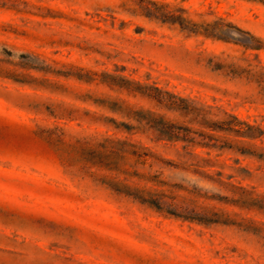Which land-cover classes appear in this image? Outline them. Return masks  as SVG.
Segmentation results:
<instances>
[{
  "label": "rangeland",
  "instance_id": "374dc122",
  "mask_svg": "<svg viewBox=\"0 0 264 264\" xmlns=\"http://www.w3.org/2000/svg\"><path fill=\"white\" fill-rule=\"evenodd\" d=\"M153 1L196 22L221 17L254 39L233 28L230 41L188 34L147 16ZM135 82L264 131V0H0V264H264V207L230 203L264 206V160L223 145L264 153V135L203 130L194 116L133 93ZM123 108L225 138L210 141L214 148L162 140ZM57 128L69 145L108 137L162 156L152 168H127L173 186L204 221L115 190L117 177L147 182L85 164L49 139Z\"/></svg>",
  "mask_w": 264,
  "mask_h": 264
},
{
  "label": "trees",
  "instance_id": "16d2710c",
  "mask_svg": "<svg viewBox=\"0 0 264 264\" xmlns=\"http://www.w3.org/2000/svg\"><path fill=\"white\" fill-rule=\"evenodd\" d=\"M145 10L147 11V16L162 23L176 24L181 30L188 34L203 35L209 38L230 41L236 40L234 34L230 30L233 28L247 35L249 41L254 39L249 33L243 32L231 24L222 25L224 19L221 17H218L217 20L212 23L196 22L184 16L186 11L183 8L175 9L168 3H159L156 1L151 2V6L145 8ZM226 26L229 28H225ZM243 46H245L246 49H255L254 46H251L248 43L243 44ZM133 85H135L131 90L133 93L148 100H155L166 111L184 113L187 114V116L192 117L194 116L192 120L195 121L197 125L201 126L203 130L207 129L213 132H223L233 135L236 138H244L250 141L261 138L264 135L263 129L259 126L241 121L235 115L223 112V118H218V114L211 112L212 108L210 106H205L204 108H197L189 105L186 106L183 104L185 99L157 86L143 85L138 82L133 83ZM152 92L155 94H152ZM109 107L112 110H119L118 108L116 109L115 104H111ZM123 113L138 123L141 130H144V127H147V130H153L159 139L166 141H181L200 147L214 148L219 146L209 144L210 141H218V139L225 138L224 136L215 137L211 133L204 132L203 130L191 131V128L181 127L173 120L169 119L165 114L156 113L149 109H129V111L126 112L123 108ZM111 123H113L116 128L123 127V129L126 130L133 129L134 127L128 123H117L113 119H111ZM55 130L60 131V133L54 135L53 132H49V139L54 143H57V145L63 146L67 149L69 148V153L74 152L78 154V158L81 161H84L85 164H92L101 168L113 170L119 175L128 176L129 178L135 177L139 181L147 182V185L135 182V187L125 186L123 182L126 180H120V178L118 179L117 177V181L113 184L117 187L115 190L131 196L140 204L147 205L158 212L183 220L204 221L195 207L177 201L179 196L173 191V186L167 182L158 180L157 175H150L147 172L140 173L136 170L132 171L127 168V166L132 167L138 163L143 165L148 164L149 168H152L156 162L163 163L164 158L162 156L146 147L139 146L128 140H112L108 137L102 139L83 137L81 139H76L73 145H69L64 141L65 132L63 129L57 128ZM192 133L197 134L201 141L195 142V137L190 136ZM223 145L229 148H235L242 154L253 155L264 160V153L256 154L254 151L252 152L247 148L232 145L226 141L223 142ZM131 159L134 160V163L130 165L128 164V161ZM148 183L153 185L149 186ZM230 203L239 206L255 207L257 209H262L264 207L261 206V204H256L254 201L241 202L240 200H234Z\"/></svg>",
  "mask_w": 264,
  "mask_h": 264
}]
</instances>
